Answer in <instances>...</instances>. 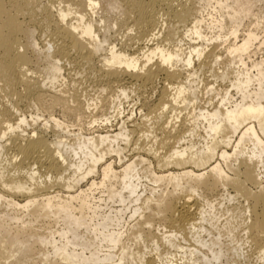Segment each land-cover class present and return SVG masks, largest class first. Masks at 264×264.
I'll return each mask as SVG.
<instances>
[{
  "label": "bare ground",
  "instance_id": "6f19581e",
  "mask_svg": "<svg viewBox=\"0 0 264 264\" xmlns=\"http://www.w3.org/2000/svg\"><path fill=\"white\" fill-rule=\"evenodd\" d=\"M44 1L0 0V264H237L247 253L263 262L264 61L246 60L264 51V29L244 23L264 0ZM113 11L107 24L100 14ZM112 24L124 30L119 49L99 33ZM33 27L49 34L43 50ZM42 58L58 74L67 63L117 87L106 125L123 114L127 84L163 86L137 121L49 140L51 122L64 123L29 131L22 102L79 121L89 113L91 126L99 104L63 90L47 97L57 77H37ZM171 250H182L180 263Z\"/></svg>",
  "mask_w": 264,
  "mask_h": 264
},
{
  "label": "rangeland",
  "instance_id": "374dc122",
  "mask_svg": "<svg viewBox=\"0 0 264 264\" xmlns=\"http://www.w3.org/2000/svg\"><path fill=\"white\" fill-rule=\"evenodd\" d=\"M44 1V0H42ZM47 1V0H45ZM44 1V2H45ZM197 6H202L205 3V0H193ZM211 11L213 12L212 9H209V12L211 13ZM100 13V12H99ZM254 13L257 14V17L255 16V18H253L250 21H246L244 23L245 25V29H249V26L251 25V23L256 20H259L260 22V28L264 29V4H257L256 7L254 8ZM213 15H215V13H212ZM98 16V15H97ZM100 16L104 17V20L108 23H114L115 20L119 17L116 11L110 12V13H102L100 14ZM207 16V10H206V14H204V17L206 18ZM103 19V18H102ZM96 20H98V17H96ZM207 20V18H206ZM99 21H97L98 25ZM102 24H100L101 26ZM180 27V29H177L176 31L179 33V37L182 39V41L184 43L188 42V39L184 38V32H183V28L180 25H175L174 27ZM113 29L109 30L108 32H106V34H104V29H102V31L99 30L101 39H103V37H107L108 39H110V43H112L113 45H116L119 49L123 44V33L124 30H121L120 28H118V26H113ZM170 29L173 28V26L171 25L169 27ZM251 28H254V26L252 25ZM211 30V29H210ZM206 30V34L208 32V35L210 37H213L214 35H216L217 31L214 30ZM32 31H34L33 33V39L35 40L36 44L38 45V47L40 49H44L46 46H49V34L45 32V30L41 27H33ZM261 35L262 33L259 32ZM118 44L120 46H118ZM108 46V45H106ZM129 48V49H128ZM128 52L131 54H137L138 51L136 50V47L131 46L128 47ZM260 61H264V51L259 52L256 54V56L253 55V57L251 58V60H246V63L248 65V67H251L252 62H260ZM39 75H37V77H40V79H43L46 75H48L50 72L55 73L56 77H57V83L55 84L56 86L54 87L55 89H49L47 87V97H49V95L53 96L55 95V93H60L63 92L67 93V95L70 94H74L77 93L80 96H82L84 98V101H89L91 102H98L99 106L98 109L96 111H94L95 113V117H97V119L99 118V121L97 124L91 126L89 125V122H91V118H90V114L87 113L85 114V116L82 118V121H79L78 119L72 118V117H68L66 116V114L62 111V109H60V107H57L55 109H52L51 112L50 110L48 112H45L47 110L42 109L40 111H38L35 107H31V106H27V102H22L21 105H19L20 108V112L22 115H25L28 119V121L31 123V127L28 128L29 131H32L30 129H42V127L44 126V124L46 123L47 120H50V122L52 121V119H57L60 122H63L64 125L66 126V128L63 129H58L55 127L54 122L52 121L50 126L51 127V131L48 130L46 135L47 138L49 140H54L55 136L57 137H65L64 139H67L69 136L70 138L76 134H78L79 132L81 134H83L84 136H91V135H98V134H105L107 131H112V130H116L117 125H119L121 123V121H126L129 117H132L131 121H137L139 119H141V116L143 114H145L146 108H144L145 110L141 109V105L143 104L144 101H147L148 103L153 102L157 99V96L159 94V88H161L163 86V83H160L157 85V88L155 90H147V89H143V88H136L137 90H135L134 88H132V86L130 84L126 85V88L128 90V92L130 93V91H132V94L129 95V98L127 100L121 98L122 100V108H121V112L123 113L122 115L118 116L117 118H112V123L111 124H107L106 123H102L100 122L101 117L104 118V115H106L107 113H112L113 111L110 109V105H111V101H112V97H114L115 95L119 94L118 93V89L117 87L114 88H106L105 85L100 84L98 81H95L96 78L86 69L83 68H79V67H75V66H69L67 63L64 64L63 69L61 72L56 73V71L52 68V65L48 62H45L44 59L42 58L39 61ZM64 63V62H63ZM42 77V78H41ZM203 79V77H202ZM205 80H207V74L204 78ZM97 82V83H96ZM99 83V84H98ZM205 83H207L205 81ZM103 85V86H101ZM49 86V85H48ZM105 86V89L103 90V87ZM117 89V90H116ZM58 90V91H57ZM66 91V92H65ZM58 93V94H59ZM65 95V94H64ZM201 101L199 102V107H207V95H204V91L203 93H201ZM82 98V99H83ZM86 98V99H85ZM50 99V98H49ZM48 99V100H49ZM145 99V100H144ZM101 101V102H100ZM149 103V104H150ZM45 110V111H44ZM36 115H39L40 120L39 122L34 123L32 122L33 117H35ZM112 115H109V117H112ZM46 120V121H45ZM130 121V122H131ZM0 124L2 126V128H5L4 126V120L2 118H0ZM39 126V127H38ZM114 126V127H113ZM107 128V129H106ZM53 131V132H52ZM69 132V133H67ZM58 133V134H57ZM71 138V139H72ZM69 139V138H68ZM49 178L48 175H43L42 179L44 181H49L51 180V178ZM146 182V184H148V186H153L152 182H148L149 180H144ZM51 193H59L62 192L64 195L66 193V191L63 192V190H61V188H54L50 191ZM200 194V193H199ZM96 196L98 197V193H96ZM197 198L199 199L201 204L206 205V199L201 196L198 195ZM212 198V200H219L221 199L219 196H215V197H210ZM218 202H215L214 204H218ZM233 204V203H231ZM224 219H226L225 217L222 218V222L225 221ZM220 221L219 226L223 223ZM221 225V226H222ZM167 231V230H166ZM242 230L238 231V236L239 239H242L244 243V235L242 232ZM243 236V237H242ZM203 238L204 240L207 241V232L203 233ZM228 240L225 238H223V242L228 243ZM183 245L187 246L190 245V242H182ZM192 244V243H191ZM243 248L241 247V251H243V253H247L249 251V244H243L242 245ZM166 248V247H165ZM164 248V253L167 252V248ZM167 250V251H166ZM174 250V249H173ZM171 250L172 252H174V254H176V258L175 260H179L180 259V252H182V250H179V252H175ZM246 250V251H245ZM147 251V250H146ZM149 251V250H148ZM149 253V252H148ZM179 253V254H178ZM250 253V252H249ZM243 254V255H245ZM149 255V254H148ZM251 255V253H250ZM247 256V259H246ZM249 254L247 253V255L242 256V258L239 259V261L237 262V264H264V260L262 262V260L258 259V257H254V256H250L252 258H248ZM249 259V260H248ZM260 260V261H259ZM181 260H179L180 263ZM236 264V263H234Z\"/></svg>",
  "mask_w": 264,
  "mask_h": 264
}]
</instances>
